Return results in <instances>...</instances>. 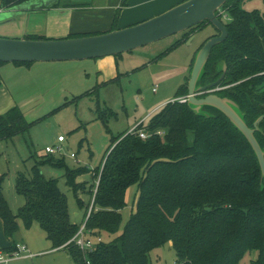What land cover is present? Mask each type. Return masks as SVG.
Listing matches in <instances>:
<instances>
[{
  "label": "trees",
  "instance_id": "trees-1",
  "mask_svg": "<svg viewBox=\"0 0 264 264\" xmlns=\"http://www.w3.org/2000/svg\"><path fill=\"white\" fill-rule=\"evenodd\" d=\"M29 1L0 0V9ZM243 1L227 0L220 8L227 18L228 34L211 49L198 84L211 83L225 71L214 93L233 101L252 127L264 114V12L244 10ZM125 2L122 0V5ZM118 13L110 30L117 29ZM216 14L222 18L218 11ZM208 24L203 21L184 31L183 38L170 49ZM98 33L102 32L69 37ZM25 38L47 39L36 34ZM12 63L27 66L31 62ZM4 64L0 61V66ZM186 94L187 85L182 84L174 101L157 108L147 123L142 121L133 132L112 137L102 168L97 166V175H90L91 181L93 177L98 180L96 191L95 186L86 188V180L77 181L87 174L86 167L69 168L63 159L49 154L35 161L29 176L19 173L15 178V191L24 196L25 203L14 214L2 191L4 176L0 175L4 235L12 238L18 221L26 228L37 222L52 248H59L78 231L80 225L69 219L67 198L57 179L46 178L40 170L47 164L63 169L78 207L86 206L84 221L87 218L89 235H115L98 242L84 256L79 249L65 246L75 264H147L149 252L166 243L175 251L176 264H239L251 251L257 252L251 264H264V180L258 159L245 136L220 110L203 106L209 115L196 114L187 102L176 99ZM31 125L13 107L0 115V139L11 138ZM139 129L146 138L139 137ZM254 135L264 149V118ZM131 184L137 185L139 193L136 211L117 234Z\"/></svg>",
  "mask_w": 264,
  "mask_h": 264
},
{
  "label": "rangeland",
  "instance_id": "rangeland-1",
  "mask_svg": "<svg viewBox=\"0 0 264 264\" xmlns=\"http://www.w3.org/2000/svg\"><path fill=\"white\" fill-rule=\"evenodd\" d=\"M72 1L75 4L92 3V0ZM65 2L68 0H61V3ZM241 6L247 11L264 12V0H244ZM65 9L51 10L44 17L41 13L31 17L30 12L16 16L15 20H0V37L24 38L21 32L25 28L31 29L36 22L48 27L44 32L47 39L67 38L73 34L70 26L75 22L72 21L73 12ZM218 12L223 13V9ZM99 27L90 26L82 33L106 32L111 28L96 31ZM182 34L170 35L118 56L35 61L27 66L6 63L0 67V115L17 107L26 120L32 122L28 130L0 139L2 191L14 214L25 203L24 196L15 191V178L19 173L29 176L35 161L49 155L45 147L58 145L59 135L65 138L60 143L63 151L52 154L53 157L63 159L69 168L86 167L87 174L78 177L77 181L86 180V188L95 186L93 190L96 191L98 180L93 177L91 181L90 175H97V166L102 168L101 162L112 137L129 133L142 121L147 123L149 115L157 108L173 101L177 89L182 84L187 85L199 45L218 35V31L210 24L205 25L185 42L170 49L175 41L183 38ZM186 95L176 99H183ZM71 154L75 157H70ZM40 170L46 178L57 179L59 189L67 198L69 219L80 226L85 223L86 206L78 207L72 189L66 184L63 169L46 164ZM138 195L137 185L131 184L126 191V206L121 210L122 221L117 234L136 211ZM81 196L87 200L84 193ZM18 222L19 228L9 250L15 249L17 244L26 245L28 249L23 255H33L13 258L8 264H75L64 249L68 245L79 249L84 256V250L74 242L52 248L37 222L29 228ZM85 237L94 242L92 252L98 243L97 237L109 241L115 235L93 236L86 232ZM9 250L1 248L3 254ZM256 256V251L248 252L239 264H251ZM147 264H176L175 251L168 243L156 247L149 252Z\"/></svg>",
  "mask_w": 264,
  "mask_h": 264
},
{
  "label": "water",
  "instance_id": "water-1",
  "mask_svg": "<svg viewBox=\"0 0 264 264\" xmlns=\"http://www.w3.org/2000/svg\"><path fill=\"white\" fill-rule=\"evenodd\" d=\"M226 1L183 0L146 20L98 34L61 39L0 37V61L6 63L68 61L118 55L170 35L184 32L203 21H209L218 31V35L209 37L194 57L187 82L186 102L196 114L209 115L202 109L203 106H212L220 110L249 142L258 159L261 177L264 180V149L261 148L254 135L264 114L253 122L252 127H249L233 101L214 93L224 77L225 71L211 83L198 84L211 49L227 37L226 19L219 18L216 14ZM12 16V12L0 11L1 21H7ZM221 64L225 70L224 62ZM200 94L205 95L200 97Z\"/></svg>",
  "mask_w": 264,
  "mask_h": 264
},
{
  "label": "crops",
  "instance_id": "crops-1",
  "mask_svg": "<svg viewBox=\"0 0 264 264\" xmlns=\"http://www.w3.org/2000/svg\"><path fill=\"white\" fill-rule=\"evenodd\" d=\"M181 1L183 0H126L125 4L122 5V0H92V3L88 5L86 2L75 4L72 0H68L65 3H61V0H31L8 9L1 8L0 11L12 12L13 16L9 20H15L16 16L25 13L31 12V17L41 13V16L44 17L51 10L58 8H66L65 10H68L67 8H69L70 10L68 11L73 12L72 21L75 22L74 24L71 23V32L82 33L85 30H89L90 26H100L96 31L110 28L117 10H119L117 28H123L155 16ZM35 23H33L34 25L31 26V29L25 28V32H21L22 37L25 38L28 34L45 36L44 32L48 31V27L45 28L43 24L37 25ZM87 25L90 26L85 27ZM0 222L2 223L0 232L1 250V248L4 249L11 246L14 240L13 237L8 238L4 235L1 218Z\"/></svg>",
  "mask_w": 264,
  "mask_h": 264
},
{
  "label": "built area",
  "instance_id": "built-area-1",
  "mask_svg": "<svg viewBox=\"0 0 264 264\" xmlns=\"http://www.w3.org/2000/svg\"><path fill=\"white\" fill-rule=\"evenodd\" d=\"M221 15H223L222 18H226V15L223 14L222 12H220ZM178 101H183L186 102V97L183 99H177ZM174 101V100H173ZM135 129V128H134ZM134 129H132L130 132H133ZM138 135L141 138H146L147 134L144 132L143 129H139L138 131ZM65 138L63 135H59L57 138V142L58 145H52V146H46L45 147V152L47 154H55V153H61L63 151L62 146L60 145L61 142H64ZM70 157H75L74 154H71ZM86 229H85V223H83L80 228L78 229V231L75 233V235L68 241L66 242L71 243L74 242L76 245H78L82 250H84L85 255H87V252H91L93 246H94V242L92 240H90L89 238L85 237V233H86ZM96 241H101L100 237L96 238ZM86 250V251H85ZM27 251V246L26 245H21L19 246L18 244L15 246V249L10 250L9 252H5L4 254L2 253V251L0 250V264H8V262H10L11 259L13 258H18V257H26L28 256H32L33 254L29 253L27 255H23V252ZM88 264V261H87Z\"/></svg>",
  "mask_w": 264,
  "mask_h": 264
}]
</instances>
